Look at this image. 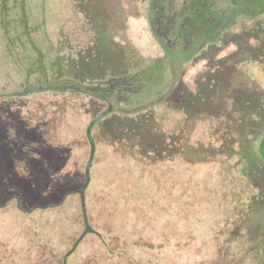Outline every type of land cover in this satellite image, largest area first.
Instances as JSON below:
<instances>
[{
	"label": "rangeland",
	"instance_id": "1",
	"mask_svg": "<svg viewBox=\"0 0 264 264\" xmlns=\"http://www.w3.org/2000/svg\"><path fill=\"white\" fill-rule=\"evenodd\" d=\"M149 1L0 0L3 11L9 7L6 31L0 25V136L6 127L17 123L16 109L21 116L18 121L28 115L26 125L36 126V135L18 134L16 142L11 128L16 148L8 142L0 150V164L10 168L7 176L18 196L0 209V264H198L196 259L205 252L214 255V249L202 240L207 225L217 218L214 225L222 219V224L228 225L221 230L230 228L235 219L234 193L241 197L247 194L240 181L228 185L230 174L224 172L228 167L221 156L214 158L219 161V170L211 180L200 169L186 171L185 167L169 168L167 164L136 165L130 174L129 159L114 158L117 154L110 150L114 146L105 136L87 130L86 114L100 104L87 94L66 93L57 102L62 96L54 90L38 93V100L55 102L50 110L60 116L56 115L57 121H52L49 107L35 106L33 96L25 98V105L6 106L18 98L14 92L26 87L35 90L32 80L25 84L28 72L38 75L39 65L56 56L72 65L71 77L66 78L79 82L74 79L78 73L75 63L81 62L101 31L114 42H131L145 55H162L147 21ZM115 4H120L122 11L117 16ZM160 5L165 11L167 1ZM178 47L175 51L179 54ZM231 50L222 51L218 57ZM61 61L56 63L61 65ZM204 66L203 59L185 62L181 78L191 84ZM60 77L59 72H50L47 81ZM164 92L153 90L144 98L147 102ZM46 115L50 120L43 124ZM196 142L204 151L206 141ZM25 156L36 160L23 171ZM133 159L138 160L136 156ZM5 173V169L0 172V178ZM218 174L221 176L215 177ZM211 195L219 198L216 212L205 220L196 210ZM180 203L183 208L177 207ZM182 212H188L186 220L180 222L183 228L179 225Z\"/></svg>",
	"mask_w": 264,
	"mask_h": 264
},
{
	"label": "trees",
	"instance_id": "2",
	"mask_svg": "<svg viewBox=\"0 0 264 264\" xmlns=\"http://www.w3.org/2000/svg\"><path fill=\"white\" fill-rule=\"evenodd\" d=\"M164 1H167L165 11L160 5ZM114 7L117 16L122 12L120 4ZM147 7V19L153 22L154 28L167 29L169 41L179 45L185 58L174 85L165 54L145 55L131 42H114L101 31L96 34L92 48L82 55L81 62L75 63L78 73L74 79L79 82L68 79L72 67L69 61L56 56L54 60L49 59V63L39 65L38 75L31 76L33 71L28 72L25 84L32 80L35 90L26 87L14 92V97L18 98L6 106L25 105V98L33 96L37 100L35 106L49 107L52 121H57L56 115L60 116L50 110L56 106L55 102L38 100L41 99L38 93L54 90L62 96L57 102L62 101L66 93L87 94L100 102L86 114L87 130L94 129L105 136L114 146L110 149L113 155L117 154L114 158L129 159L130 174L136 165L140 168L141 164L156 167L167 164L169 168L185 167L186 171L200 169L207 180H211L214 179L212 174L219 170V161L214 158L221 156L223 165L228 167L227 171L223 170L230 174L228 185L240 181L247 195L241 197L238 192L234 193L235 219L229 223L230 228L221 230L228 225L227 222L222 224V219L214 225L217 218L207 225L208 232L202 240L214 249V255L205 252L196 261L198 264H264V0H150ZM5 9L0 6V25L4 31L9 7ZM231 47V51L218 57ZM57 59L62 60L61 65L56 63ZM200 59L205 60V66L199 77L191 84L185 82L181 78L183 64ZM56 71L63 77L51 82H63L45 84L43 75L47 77L48 73ZM72 81L85 82L82 85L94 93L82 91ZM153 90L165 92L146 102L144 95ZM14 111L17 123L5 128L4 135L0 136V150L8 142L16 148L11 128L15 130V142L19 140L18 134L36 135V126L26 125L28 115L18 121L20 113L17 109ZM64 112L62 108L60 113ZM47 120L50 119L46 115L42 123L46 124ZM200 140L206 141L204 151L200 142H196ZM135 156L138 160L133 159ZM25 157L28 165L25 164L23 171L36 160ZM10 163L6 164L8 168ZM4 169L6 173L0 178V209L18 198L7 176L10 168L6 169L5 163L0 164V172ZM82 191L83 188L78 190L80 200ZM218 199V196H209V201L196 211L202 213L205 220L211 219ZM177 207L183 208L184 204ZM187 215L188 212H182L179 223L186 220ZM179 225L183 228L181 223Z\"/></svg>",
	"mask_w": 264,
	"mask_h": 264
},
{
	"label": "flooded vegetation",
	"instance_id": "3",
	"mask_svg": "<svg viewBox=\"0 0 264 264\" xmlns=\"http://www.w3.org/2000/svg\"><path fill=\"white\" fill-rule=\"evenodd\" d=\"M147 21H148L149 27L151 28L154 25L153 22H151V20L149 19H147ZM152 35L155 38L156 42L159 44L161 48V52L165 54L167 57V62H168L170 71L172 73V77H173L172 71L175 70L176 68L179 69V75H180L181 65L184 62L185 58L181 55V52H179L178 54L175 51V48H176L175 42L169 41L168 35H167V29L166 28L162 29L161 26H157V28H154L153 26Z\"/></svg>",
	"mask_w": 264,
	"mask_h": 264
},
{
	"label": "water",
	"instance_id": "4",
	"mask_svg": "<svg viewBox=\"0 0 264 264\" xmlns=\"http://www.w3.org/2000/svg\"><path fill=\"white\" fill-rule=\"evenodd\" d=\"M152 28H153V26H152ZM154 30H155V29H154ZM161 44H162V43H161ZM172 72H173L172 85H174V84L176 83L177 79H178V76H179V69L176 68V69L173 70ZM43 82L49 86V85H52V84H54V83H60V82H63V81L47 82V77H46V75L44 74V75H43ZM72 82L75 83V84L77 85V87H78L79 89H81L82 91H84V92H86V93H90V94H93V93H94V91L91 90V89H89L88 87H86V86H84V85H82V84H80V83L74 82V81H72ZM152 103H155V102H152Z\"/></svg>",
	"mask_w": 264,
	"mask_h": 264
}]
</instances>
